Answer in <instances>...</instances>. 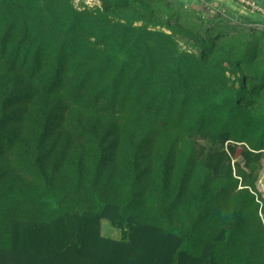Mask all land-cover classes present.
Instances as JSON below:
<instances>
[{"label": "trees", "instance_id": "trees-1", "mask_svg": "<svg viewBox=\"0 0 264 264\" xmlns=\"http://www.w3.org/2000/svg\"><path fill=\"white\" fill-rule=\"evenodd\" d=\"M77 1L0 0V264H264V21Z\"/></svg>", "mask_w": 264, "mask_h": 264}, {"label": "crops", "instance_id": "crops-1", "mask_svg": "<svg viewBox=\"0 0 264 264\" xmlns=\"http://www.w3.org/2000/svg\"><path fill=\"white\" fill-rule=\"evenodd\" d=\"M221 11H224L225 13H228L229 16H232L233 19L243 22V23H255L254 21H264L263 19H260L257 15L247 11L245 8H243L240 4L235 3L232 0H212ZM256 3H258L261 7H264V0H253ZM256 24V23H255ZM259 25V24H256Z\"/></svg>", "mask_w": 264, "mask_h": 264}, {"label": "rangeland", "instance_id": "rangeland-1", "mask_svg": "<svg viewBox=\"0 0 264 264\" xmlns=\"http://www.w3.org/2000/svg\"><path fill=\"white\" fill-rule=\"evenodd\" d=\"M77 1V0H76ZM87 1V0H86ZM185 3L191 4V3H200V2H205V3H209L211 5L217 6L212 0H184ZM80 1H77V3ZM88 2H90L91 5L95 6V5H100L99 0H88ZM229 13V12H228ZM227 13V14H228ZM229 16V15H228ZM232 17V16H231ZM234 21L236 22V20L234 19ZM256 23H258L257 21H254ZM261 27V26H259ZM258 186H259V190L262 192V194L264 195V169L261 172L259 181H258ZM103 233L108 235V236H113V237H120V232L118 229H116L109 221L104 220L103 221Z\"/></svg>", "mask_w": 264, "mask_h": 264}, {"label": "built area", "instance_id": "built-area-1", "mask_svg": "<svg viewBox=\"0 0 264 264\" xmlns=\"http://www.w3.org/2000/svg\"><path fill=\"white\" fill-rule=\"evenodd\" d=\"M232 1H234L237 4H240L247 11L257 15L258 17H260V19L264 18V7H261L255 1H253V0H232Z\"/></svg>", "mask_w": 264, "mask_h": 264}]
</instances>
